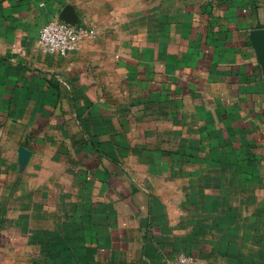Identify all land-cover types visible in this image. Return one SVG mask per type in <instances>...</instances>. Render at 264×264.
<instances>
[{
    "label": "crops",
    "instance_id": "0c3cea01",
    "mask_svg": "<svg viewBox=\"0 0 264 264\" xmlns=\"http://www.w3.org/2000/svg\"><path fill=\"white\" fill-rule=\"evenodd\" d=\"M66 4L92 35L44 53L38 31ZM258 28L261 0H0V264H31L14 252L61 193L109 235L115 256L93 264H260L259 243L255 259L202 239L233 210L210 171L264 152ZM228 149L233 164L215 156Z\"/></svg>",
    "mask_w": 264,
    "mask_h": 264
},
{
    "label": "rangeland",
    "instance_id": "374dc122",
    "mask_svg": "<svg viewBox=\"0 0 264 264\" xmlns=\"http://www.w3.org/2000/svg\"><path fill=\"white\" fill-rule=\"evenodd\" d=\"M261 2L264 5V0H261ZM229 150L223 153L220 152L215 156L222 161L233 164L235 154ZM246 154L245 152L242 153L241 157L243 158ZM259 155L261 160L254 161L253 169L250 168L251 165H243L244 167L237 169L229 165L228 168L217 166L216 169L213 168L210 171L213 173L210 177L212 182L207 180L204 184L223 183L226 185L227 188H225L228 190L227 202L233 210L230 211L229 224L224 221V218L222 227L219 226L221 224L218 225L219 228L214 225L211 226L208 232L205 231L202 239L206 241L217 240L218 242L219 239L222 241L224 237H229L230 241L237 244V248L233 247L234 252L245 258L255 256V259L258 256L256 252L259 243L260 256L258 257L261 260L260 264H264V152ZM215 166L213 165V167ZM235 171L245 172L244 185L233 184L235 183ZM255 171H261V173ZM221 176L223 179L220 178ZM236 195L238 197H235ZM84 202L83 196L80 197V195L75 194L71 199L70 196L67 197L64 193H61L59 198L52 202L51 206L47 205V213L42 214V216L37 215L35 219L37 227L36 245L31 246L30 249L15 250L14 253L19 252L18 256L28 257L31 264H93V258L97 260L115 256L108 245L109 235L98 232L101 228L99 226H96V231L92 232L91 226L85 222L86 220L80 209ZM43 207V204L37 206L41 209ZM205 220L211 222L210 218ZM218 223H220V220H218ZM98 224L102 223L97 222L96 225ZM232 225L236 227L233 228ZM8 235L13 236L12 233ZM13 251L10 250L9 252L13 254ZM2 252L3 250L0 249V254ZM6 253L8 252H4V255ZM211 254H214V252ZM119 255L122 256L123 253ZM119 255L117 254V256Z\"/></svg>",
    "mask_w": 264,
    "mask_h": 264
},
{
    "label": "built area",
    "instance_id": "2783aa9c",
    "mask_svg": "<svg viewBox=\"0 0 264 264\" xmlns=\"http://www.w3.org/2000/svg\"><path fill=\"white\" fill-rule=\"evenodd\" d=\"M89 35H92V30L83 23L70 24L59 18H53L40 27L37 45L44 53L64 56L76 50L80 41ZM179 262L190 264L185 256H180Z\"/></svg>",
    "mask_w": 264,
    "mask_h": 264
},
{
    "label": "water",
    "instance_id": "95a60500",
    "mask_svg": "<svg viewBox=\"0 0 264 264\" xmlns=\"http://www.w3.org/2000/svg\"><path fill=\"white\" fill-rule=\"evenodd\" d=\"M58 18L70 24L78 22V18L71 5L66 4L60 11ZM252 45L258 55L259 61L264 69V28L253 30L251 34Z\"/></svg>",
    "mask_w": 264,
    "mask_h": 264
},
{
    "label": "trees",
    "instance_id": "16d2710c",
    "mask_svg": "<svg viewBox=\"0 0 264 264\" xmlns=\"http://www.w3.org/2000/svg\"><path fill=\"white\" fill-rule=\"evenodd\" d=\"M258 156L255 152H248L242 159L251 162L257 160Z\"/></svg>",
    "mask_w": 264,
    "mask_h": 264
}]
</instances>
